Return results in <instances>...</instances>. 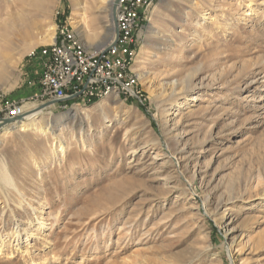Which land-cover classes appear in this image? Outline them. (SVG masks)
Returning <instances> with one entry per match:
<instances>
[{"label":"rangeland","instance_id":"obj_1","mask_svg":"<svg viewBox=\"0 0 264 264\" xmlns=\"http://www.w3.org/2000/svg\"><path fill=\"white\" fill-rule=\"evenodd\" d=\"M6 9L0 106L51 126L0 131L14 184L0 178V264H264V0H154L132 66L140 101L67 109L36 101L44 60L30 53L61 26L92 49L113 9L0 0V26Z\"/></svg>","mask_w":264,"mask_h":264},{"label":"built area","instance_id":"obj_2","mask_svg":"<svg viewBox=\"0 0 264 264\" xmlns=\"http://www.w3.org/2000/svg\"><path fill=\"white\" fill-rule=\"evenodd\" d=\"M154 0H118L115 5L116 34L107 48L90 53L67 26L57 27L58 37L33 57L44 60L39 74L36 101L53 102L63 109L72 104L87 105L111 94L140 101L132 66L139 48L138 31ZM66 24V22H65ZM23 105L6 102L0 118L23 117Z\"/></svg>","mask_w":264,"mask_h":264},{"label":"bare ground","instance_id":"obj_3","mask_svg":"<svg viewBox=\"0 0 264 264\" xmlns=\"http://www.w3.org/2000/svg\"><path fill=\"white\" fill-rule=\"evenodd\" d=\"M117 1L118 0H105V2L108 5H110V7L112 9L115 8ZM9 19H12L11 10L6 9L5 20L2 21V25L0 26V77L3 76V74H4L3 69H2L3 65L1 66V61L3 60L2 61V64H3V62L5 61L4 59H8V52L11 50V38L9 37L11 34V22H9V23L7 22ZM115 25H116L115 14H113L112 15V24H111L110 29H108V32H107V30L103 29V31H101L100 34L94 35L92 38H90L93 41V43L90 45L93 47H96V45H98V43H101V42H98L100 40V38H102L103 35H107V34L111 33V31H112V34H111L112 36H110V39H108L109 42H107L106 44H104V43L100 44V45H102L103 48H107L110 44H112V42L115 38V29H116ZM2 26H3V28H1ZM3 31H4V33H3ZM47 31L51 33L53 31V28L50 26ZM49 42H50L49 45H51L54 42L53 36L50 37ZM81 44L84 47L82 42H81ZM93 47H92V49H89L87 51H89L90 53H93V52H98L102 49L101 47L96 48V49H94ZM112 99H116L115 94L112 95ZM189 99H191V98H189ZM185 106H186V102L185 103L182 102L180 104V110L186 109ZM42 114H43L42 109L33 108L31 110L25 111L24 116L18 120H16L17 118H12L14 120H13V122H10V123H4L3 122V120L10 119L6 115H4L2 118H0V131L3 132V135L12 134L16 130L18 132H26V131L30 130L33 133H39V134L45 133L49 129V127L51 126V122L48 120V121H43L41 123H37V120L39 119V117ZM60 151L63 153L62 148ZM0 178H1L2 182L4 183V185L9 186V187L14 186V184H12L10 176L8 175V173L4 170V168L2 166H0ZM36 223H37L36 232H40L43 228V223H42L41 219L37 217ZM15 234H16V232L13 233L14 239L16 240V237H18V235L17 234L15 235ZM13 235L11 234V236H13ZM0 243H1L0 245L2 246L4 244V240H1Z\"/></svg>","mask_w":264,"mask_h":264},{"label":"water","instance_id":"obj_4","mask_svg":"<svg viewBox=\"0 0 264 264\" xmlns=\"http://www.w3.org/2000/svg\"><path fill=\"white\" fill-rule=\"evenodd\" d=\"M114 11L115 9H113V14H114ZM116 29H115V34H116ZM57 103L56 101H53V102H48V103H45L44 105L41 106V108H45L46 106H49V105H52V104H55ZM21 117H18L16 120L20 119ZM14 119L10 118V119H6V120H3L4 123H10V122H13Z\"/></svg>","mask_w":264,"mask_h":264},{"label":"trees","instance_id":"obj_5","mask_svg":"<svg viewBox=\"0 0 264 264\" xmlns=\"http://www.w3.org/2000/svg\"><path fill=\"white\" fill-rule=\"evenodd\" d=\"M96 101H93V102H91L90 104H93V103H95Z\"/></svg>","mask_w":264,"mask_h":264}]
</instances>
